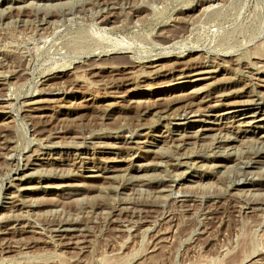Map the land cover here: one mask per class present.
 <instances>
[{"label":"rangeland","instance_id":"374dc122","mask_svg":"<svg viewBox=\"0 0 264 264\" xmlns=\"http://www.w3.org/2000/svg\"><path fill=\"white\" fill-rule=\"evenodd\" d=\"M263 135L264 0H0V264H264Z\"/></svg>","mask_w":264,"mask_h":264},{"label":"bare ground","instance_id":"6f19581e","mask_svg":"<svg viewBox=\"0 0 264 264\" xmlns=\"http://www.w3.org/2000/svg\"><path fill=\"white\" fill-rule=\"evenodd\" d=\"M172 39H175V38H172ZM195 49V48H194ZM125 50V49H124ZM113 53H116V52H113ZM169 53V52H168ZM167 53V54H168ZM121 56V55H120ZM118 57V56H117ZM127 57V56H126ZM256 57H257V55H256ZM121 58V57H120ZM123 58H125V56L124 57H122V60H123ZM155 58H157V57H155ZM259 58V57H258ZM152 59H154V58H152ZM115 60H117V59H115ZM111 61H113V60H111ZM124 61H125V59H124ZM118 62V61H117ZM120 62V61H119ZM126 62H130V60H128L127 59V61H125L124 62V64L126 63ZM155 62V61H154ZM119 64H121V62L119 63ZM123 64V65H124ZM150 64V63H149ZM158 64V63H157ZM109 65V64H108ZM126 65V64H125ZM148 65V64H147ZM133 66V65H132ZM149 66H151V65H149ZM153 66V65H152ZM154 66H155V64H154ZM159 68V67H158ZM153 70V69H152ZM141 74V73H140ZM143 74V73H142ZM236 110H232V111H230V112H226V113H222V114H218V115H216V116H214V117H216V119L218 118V117H220V116H225V115H231V114H234L232 117H235L236 116ZM254 114H251V116H253ZM223 116V117H224ZM211 119V117L209 116L208 117V120L206 119V122H208L209 120ZM261 119V118H260ZM257 120V119H256ZM214 120H212V122H213ZM235 122L236 121H238V120H234ZM239 121H240V119H239ZM212 122H208V123H212ZM214 123V122H213ZM212 123V124H213ZM239 124H237L238 126H244V125H247V126H249V125H251L250 123H251V121H249V120H247V121H245V120H242V121H240V122H238ZM181 124V123H180ZM225 127V126H224ZM213 128V127H212ZM211 127H206V128H202V129H199V133H194V135H196V136H199V135H201V134H203L204 135V133L207 131V130H209V129H212ZM181 135V134H180ZM190 135H187V133L186 134H182L181 136H180V138L182 139V142H181V144L183 143H185V138L186 137H189ZM222 137H224V136H221V137H219V138H221L222 139ZM227 137V136H226ZM226 137H224V139L226 138ZM262 137H264V135L262 136ZM228 139V140H227ZM230 139H232V138H230V136H229V138H226V142H228V141H230ZM179 140V139H178ZM232 140H234V139H232ZM225 142V141H223V140H216V143H219V142ZM180 142V141H179ZM177 146H180V144H177ZM232 147V146H231ZM233 148V147H232ZM227 153H229L228 151L226 152V155H228ZM264 156V155H263ZM243 157H245L244 155H243ZM241 159V158H240ZM239 159V160H240ZM253 159V158H252ZM251 158H249L248 160L246 159V160H241V163L243 164V166H246V167H249V165L250 164H252L253 165V163H255V161H253ZM255 160V159H254ZM190 163V162H189ZM196 163V162H195ZM177 165H183L182 163H179V162H177ZM211 166V165H210ZM219 166V165H218ZM245 168V167H244ZM16 179H20L21 180V178H16ZM206 184V183H205ZM182 189V188H181ZM21 219V218H20ZM52 230V229H51ZM54 231H56V232H59L58 233V235L57 236H61V235H63V234H61L62 232H70V231H75V229L74 230H66V229H62V230H60V228L59 229H56V230H54ZM65 234V233H64ZM52 237V236H51ZM53 238V237H52Z\"/></svg>","mask_w":264,"mask_h":264}]
</instances>
